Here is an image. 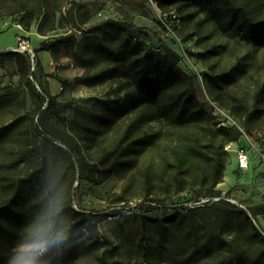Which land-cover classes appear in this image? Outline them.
<instances>
[{"label":"rangeland","instance_id":"1","mask_svg":"<svg viewBox=\"0 0 264 264\" xmlns=\"http://www.w3.org/2000/svg\"><path fill=\"white\" fill-rule=\"evenodd\" d=\"M234 2L264 19V0ZM171 10L181 18L194 12L177 6L163 11L155 0H0V23L10 26L0 34V47L16 46L18 33L27 39L33 82L45 92L44 101L37 100L20 86L16 59L4 61L0 127L21 121L0 140V207L18 195L15 208L25 221L7 245L0 244L3 264H264V241L257 235L264 238V160L252 152L249 169L238 170L236 145L226 152V139H206L205 125L175 127L154 118L151 107L133 110L136 58L113 61L92 47L98 36L107 37L104 26L121 24L140 42V56L171 49L211 123L219 124L213 128L229 116L259 147L264 47L212 33L201 16L174 24L167 18ZM132 27L150 30L160 41ZM232 68L229 85L211 86L210 78ZM98 72L103 79L94 87L74 83ZM48 98L54 107L39 121ZM72 106L90 112L89 118L78 116L83 128L71 127ZM137 118L135 137L151 136L152 144L133 150L126 147V129ZM70 135L84 141L73 169L59 150ZM199 198L210 201L195 206Z\"/></svg>","mask_w":264,"mask_h":264},{"label":"trees","instance_id":"2","mask_svg":"<svg viewBox=\"0 0 264 264\" xmlns=\"http://www.w3.org/2000/svg\"><path fill=\"white\" fill-rule=\"evenodd\" d=\"M155 2L158 8L163 11L177 6L180 12H184L185 8L192 7L194 12L187 15V17H178L180 22L181 20L184 22L188 18L196 19L201 16L203 24L209 26L212 33L218 32L230 36L238 35L249 45L258 48L264 47V19L255 20L245 7L237 5L234 0H155ZM104 28L107 37L98 36L96 43L92 46L96 52L103 55L104 58L113 61L127 57L136 58L134 71L136 94L130 98L133 110H137L140 107H151L153 108L154 118L167 120L175 127L205 125L207 127L206 139H210V136L214 139H217L219 136L226 139L224 150L227 144L238 142L240 134L235 128L218 127L216 130L213 128L219 124L211 123L212 117L204 111L202 104L197 100L192 82L178 68V56L175 52L169 48H164L163 52L149 50L143 56H140V42L131 36L129 31L125 29V26L121 24H110L104 26ZM132 29L142 36L151 37L155 41H160L156 37V34L150 30L136 27H132ZM7 59H16L21 80L20 86L27 89L37 100L43 102L44 98L41 95L45 94V92H37L33 85L35 72L34 70L31 72V58H25L22 54L19 55L12 52L0 54V66L2 68H4V61ZM35 62L36 68L41 69L40 60L36 57ZM234 71L235 68H232L227 73H222L216 78H210L211 86L221 88L222 85H229L232 81ZM102 79V72H98L94 75L77 77L74 79V83L76 85L94 87ZM173 92L177 93V98L170 100L169 95ZM5 97V93L0 96V103ZM53 107L54 101L48 98L47 107L42 117H39L38 120L40 121L48 115ZM71 110L74 113V119L71 120V127L79 125V127L83 128L86 126L82 121L79 122L78 116L81 115L89 118L91 117L90 112L75 106H72ZM20 121L21 118H18L5 126H1L0 140L13 133ZM140 123L141 119L137 118L126 129V136L129 140V144L126 147L133 150L144 149L146 146L152 144V140H150L151 136L137 135L135 137ZM45 126L47 129L49 128L47 125ZM49 130L52 131L51 128ZM40 132L44 141L53 145L54 138L44 130H40ZM61 142L62 147L59 150L63 155L68 157L73 169L75 168L73 156L79 150L80 143L84 141H79L70 135L67 137V140H61ZM223 169L224 165L220 167L219 177L215 181V184L220 182ZM102 181L100 180L98 184ZM18 199V195L16 196L15 194L8 205L0 207V244L7 245L12 240L11 238L15 236V228L22 225L25 221L22 212L15 208V202ZM199 200L200 198L192 203L199 202ZM151 203L150 201L149 204ZM153 205L157 207L155 204ZM70 212L76 214L72 208H70ZM164 232V228L159 226L161 239L164 236ZM257 235L264 241V238L259 236V234ZM3 259L0 255V264H3Z\"/></svg>","mask_w":264,"mask_h":264},{"label":"built area","instance_id":"3","mask_svg":"<svg viewBox=\"0 0 264 264\" xmlns=\"http://www.w3.org/2000/svg\"><path fill=\"white\" fill-rule=\"evenodd\" d=\"M167 18L171 20L174 24H178L180 21L178 19V15L175 11H171L168 13ZM164 29L167 33H172V27L167 23L166 20L162 22ZM15 28L18 30H22L20 25H15ZM13 52L26 55L28 54L30 57L33 55V51L30 52L29 42L27 39L17 36L16 37V47ZM223 123L221 127H231L235 128L239 134L240 139L236 143H229L225 146V151L228 152L231 150L233 145H236L235 155H236V166L238 170L246 171L249 169L251 164V153H255L256 156L259 157L260 160H264V136H260L259 138V147H255L251 144L247 132L244 128H242L239 124L236 123L231 117L223 116ZM243 142V144H241ZM209 199H200L199 202H196L195 206H203L208 203Z\"/></svg>","mask_w":264,"mask_h":264},{"label":"crops","instance_id":"4","mask_svg":"<svg viewBox=\"0 0 264 264\" xmlns=\"http://www.w3.org/2000/svg\"><path fill=\"white\" fill-rule=\"evenodd\" d=\"M10 28L9 24L8 23H5L4 24H1L0 23V34L3 33L4 30ZM15 28V27H13ZM18 35H21V34H16L15 37H17ZM16 39V38H15ZM16 46H7V47H0V54H4V53H11L13 52V50L15 49ZM4 75V68H2L0 66V77Z\"/></svg>","mask_w":264,"mask_h":264},{"label":"water","instance_id":"5","mask_svg":"<svg viewBox=\"0 0 264 264\" xmlns=\"http://www.w3.org/2000/svg\"><path fill=\"white\" fill-rule=\"evenodd\" d=\"M14 53V52H12ZM31 62H32V68H31V72L33 71L34 68V55H31ZM30 79L32 80V78L30 77ZM33 85L35 87V89L37 90V92L40 93L39 87H37V85L33 82ZM256 226V225H255ZM257 227V226H256Z\"/></svg>","mask_w":264,"mask_h":264},{"label":"bare ground","instance_id":"6","mask_svg":"<svg viewBox=\"0 0 264 264\" xmlns=\"http://www.w3.org/2000/svg\"><path fill=\"white\" fill-rule=\"evenodd\" d=\"M33 51L32 48H30V52Z\"/></svg>","mask_w":264,"mask_h":264}]
</instances>
